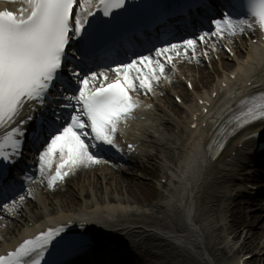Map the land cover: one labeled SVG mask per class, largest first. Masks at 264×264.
<instances>
[{
  "label": "snow or ice",
  "instance_id": "obj_1",
  "mask_svg": "<svg viewBox=\"0 0 264 264\" xmlns=\"http://www.w3.org/2000/svg\"><path fill=\"white\" fill-rule=\"evenodd\" d=\"M25 4L18 12L0 11V127L11 126L0 142V161L12 162L22 154L21 137L25 132L13 125L32 119L29 116L20 120L26 107L31 109L34 104L43 107L54 87L61 92L65 90L64 72L69 56L74 60L90 59L91 53L103 46L108 32L119 25L115 13L125 7L126 0H25ZM246 7L252 20H237L230 15L217 19L214 33L205 32L182 44H168L155 49L154 56H139L109 68L116 73L111 82L105 73L93 71L81 75L69 70L74 80L67 83L74 82L77 86L70 95L63 96L68 103L61 107L71 108L72 112L66 123L47 132L39 153L41 176L47 172L50 186L55 187L73 169L100 163L92 149L104 144L117 146L114 142L120 126L141 106L133 93L153 92L160 79L168 78L165 68L173 62L171 51H176V55L181 54L179 50L184 54L195 53L197 44H207L210 35L223 39L225 34L243 33L254 23L264 29V0H246ZM97 12L108 19L96 20ZM240 105L239 114L231 120L233 135L237 129L264 120V92L242 100ZM196 127L193 123L192 128ZM57 157L58 167L52 174ZM23 199L21 196L20 200ZM56 235L58 230L49 229L25 240L17 249L0 255V264H26V258L34 254L42 258L43 250ZM33 264H40V259Z\"/></svg>",
  "mask_w": 264,
  "mask_h": 264
},
{
  "label": "bare ground",
  "instance_id": "obj_2",
  "mask_svg": "<svg viewBox=\"0 0 264 264\" xmlns=\"http://www.w3.org/2000/svg\"><path fill=\"white\" fill-rule=\"evenodd\" d=\"M228 37L231 39L230 35ZM212 40H214L213 35L208 37V41ZM200 47L199 51V46L196 47L195 53L184 54L182 51V56H173L176 51L169 53L173 56L174 67L170 68V64L166 65L165 75L168 78L163 79L165 80L164 85H159L161 91L154 92V96L151 98H146V107L154 105L145 111L148 120L135 125V134L144 138L145 143L151 139L156 147L159 146L157 152L146 154L149 164L145 163V167L150 166L151 159L163 156L166 163L163 168L167 174L168 183L164 186L166 191L162 198L158 199L157 204H153L150 209L144 205L137 206L129 199L134 191L126 186L130 185L129 178H132L130 177L132 175L123 176L115 172H112L113 175H107L101 171V173L97 172L95 176L86 177L82 186L77 188L80 191L79 195L83 194L86 198L80 207L76 206V203L72 204L73 194L62 200L44 196L52 193L47 189V185L43 186L41 194L39 196L35 194V198L31 202H26L24 207L25 213L22 216H27L26 222L30 229L35 230L36 226H41L47 221L67 219L68 217L77 219L76 221L79 219L90 221L88 225L95 227L90 231L94 242L91 245V250L79 257L80 260L88 262L87 264L98 260L100 253L111 248L101 245L99 240L108 239L105 236L107 232L105 226L112 224L113 219L118 222L117 225H113L119 234H129V236L133 235L138 238L149 235V239H154L156 242L168 243L167 249H173L175 254L180 255L178 264H236L231 262L232 253H240V246H243L245 239L249 237L245 236L242 244L235 249L233 233L229 232L225 214L233 202V200L231 201L233 192L236 188L235 194L238 195L240 192L239 179L246 167V160L252 153L250 147L254 138L250 137L256 132H261L264 124L262 122L247 131H241L243 134L232 140L217 159L210 157L204 143L211 126L203 129L202 124H199L198 128L193 129L192 124L196 116L199 117V122L206 121L208 124L213 123L214 119L212 118H216L215 122L221 117L224 118L225 105L221 106V111L216 112L220 107L218 106L221 99L220 82L214 83L211 90L206 87L212 77L205 69L207 64L202 56L207 51L212 59L213 55H220L224 59V53L217 46H214L213 50V46H207L203 42ZM258 48L259 46L251 44L248 57L239 62L236 67V74H239L240 78L232 92V94H236L235 96L249 90L264 89V51L258 52ZM236 49L239 47L236 46ZM189 53L193 55L191 56ZM222 64L229 65L225 61ZM178 71H181L179 75H184L187 79L192 80L195 91L190 92L188 89L182 88V80L175 75ZM193 72L199 74L198 77ZM111 77H116V74ZM203 77L206 80L205 86L198 89L200 79ZM170 78L173 79V87L182 90H172V93L169 90L172 87L169 83ZM223 78L230 85L234 83L228 73L224 74ZM249 82L253 87L248 86ZM200 90L202 92H198ZM180 92L186 96L182 105L169 98L171 95L181 96ZM203 99L210 101V105L207 106L209 113L200 112L195 115L200 111L202 105L199 102ZM170 112L182 115L173 118ZM111 179H114V183L111 182ZM144 184L145 182L142 181V185ZM122 188L126 189L129 196L121 195L120 192L125 191ZM261 203V207L264 209V202ZM21 207L23 206L14 207V211ZM252 212V219H248L249 224H244V228L251 231L256 229V225L264 215L261 216L255 210ZM157 213L162 214L161 222L156 226L150 225L152 219L156 222ZM6 216L7 213L0 212V217L5 218ZM243 221L246 223L245 220ZM30 223L34 225L31 227ZM16 226H18L16 223L13 227L8 226L0 232V237L12 231L15 233ZM110 232L109 235L112 234ZM24 234L22 230L20 236ZM236 235L235 231L234 236L236 237ZM13 240L10 241L7 238L5 242L2 241L0 250L7 249L12 243L14 244ZM258 251L253 252V255H258L252 258V262L264 264V252L258 253ZM92 253L93 255H91ZM184 253L186 254L183 255ZM189 253L192 254V257L189 256ZM87 254L89 256L85 258ZM238 256L241 257V255ZM175 263L176 261L171 264ZM247 263L248 261L245 262V264ZM159 264L166 263L161 261Z\"/></svg>",
  "mask_w": 264,
  "mask_h": 264
},
{
  "label": "rangeland",
  "instance_id": "obj_3",
  "mask_svg": "<svg viewBox=\"0 0 264 264\" xmlns=\"http://www.w3.org/2000/svg\"><path fill=\"white\" fill-rule=\"evenodd\" d=\"M212 79H210L209 81V85H207L208 87H210L213 82L215 81V74H211ZM201 83H204L206 80L205 78H202ZM164 155H166V153L164 152ZM167 155H169V153H167ZM157 161H159V158H155V159H151V162L154 165L150 164L149 169H143V168H138L136 169V176L129 178L130 179V185L126 186L128 189L132 188L134 191V194L132 196H129L127 194V191L125 188V191L122 190L121 195L123 196H129L133 201H140L143 205H150L154 200L157 201L159 199V197H161L163 195V191L159 190L156 188V184L154 183L155 181H159L160 179H162V175H164L163 173V166L160 165ZM141 165H143V163H141ZM142 170V171H141ZM144 170V171H143ZM160 170V171H158ZM143 178H145L146 180H144ZM142 180L143 182H145L144 185H142ZM113 181V180H112ZM152 181V182H151ZM140 182V183H139ZM78 183H80V181H76V182H72L70 188L71 190L74 188L75 185H77ZM114 183V181H113ZM154 184V185H153ZM126 185V184H124ZM68 188V189H70ZM75 191V190H74ZM72 193L71 191L66 193V194H61L58 193L59 196H55L54 194H52L54 199H63V198H67L68 194ZM78 201V199H77ZM79 202V201H78ZM237 210H234V212H236ZM245 218H247L245 220L246 223H244V221L242 220V215L240 212L236 213L235 215H233V223L235 224H240L242 227H244V224H249L248 219H252L251 214H248V210L246 209V214ZM236 229V228H235ZM245 229V230H244ZM241 230H243L244 232L247 230V228H241ZM236 231H239L236 229ZM249 233L253 234V237H251L249 240H247L246 243V247H249L248 251H258L259 247H257V245L262 242V244H264V230H262L260 228V225L256 227V229L249 231ZM244 234V233H243ZM259 246V245H258ZM255 263V262H253Z\"/></svg>",
  "mask_w": 264,
  "mask_h": 264
}]
</instances>
